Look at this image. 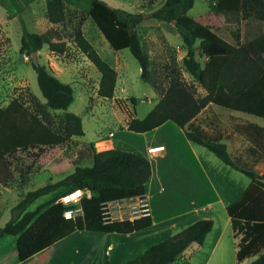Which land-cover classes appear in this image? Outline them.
<instances>
[{
    "label": "rangeland",
    "instance_id": "374dc122",
    "mask_svg": "<svg viewBox=\"0 0 264 264\" xmlns=\"http://www.w3.org/2000/svg\"><path fill=\"white\" fill-rule=\"evenodd\" d=\"M106 1L111 6L145 14L139 32L151 59L153 77L166 84L168 72L176 67L198 94L207 93L186 70L183 64L186 50L173 25L150 16L165 0ZM47 2L48 0L0 2V105L6 106L16 99L27 109L41 112L45 98L38 84L37 72L32 66L31 55L21 51V37L25 29L46 32L56 28L61 33L59 38L66 41L65 50L57 53L46 44L37 52L38 62L74 87L75 99L69 111L82 117L85 133L71 137L62 145L19 149L0 158V226L11 218L13 206L29 190L64 178L77 164H91L92 143L104 136H110L114 140L107 148L118 146L141 153H144L152 139L171 141L176 150L184 148L183 139H186L185 130L173 121L165 122L147 132L130 130L127 120L133 117L143 118L160 98L153 85L143 81L139 61L130 48L115 50L110 46L88 13L90 0H66L65 20L60 23L50 21ZM209 3L210 0H196L188 14L218 30L223 25V18L210 12ZM78 28L83 30L99 54L116 70L112 97L99 95L101 72L76 44L74 34ZM199 43H196L197 59L202 62L203 67L215 69L218 77L228 56L208 57L199 49ZM263 92L264 73L238 98L227 95V101L236 109L212 102L196 119L207 125L211 121L213 126L218 125L225 133H231L229 151L253 165L260 173V178H263L260 182L262 187L264 144H255L258 147L256 154H249V149L255 145L235 131V127L245 123L264 126V112L259 104ZM194 145L210 155V160L203 157L211 172L210 178L204 175L199 164L195 165L191 161L184 164V156L169 160L166 164L157 157L149 158L153 175L147 182V187L152 186L156 190L148 196L155 216L150 228L131 234L77 231L23 262L17 256V236L5 234L0 238V264H123L201 218H211L214 221L213 229L207 234L204 243L191 244L171 264H247L255 257L244 261L237 259L239 238L234 236L226 207L240 198L251 179L223 162L205 146ZM186 165L190 166L192 177H188L187 171L183 169ZM221 165L223 170L219 169ZM217 189L221 190L223 202H216L212 207L189 209L193 198L201 200L204 196H219ZM203 190L206 191L205 194L202 193ZM76 191L81 193L80 189ZM71 194L64 196L63 201L78 202L70 200ZM52 195L53 193H49L41 196L29 206V210L35 209ZM70 209L79 211V207Z\"/></svg>",
    "mask_w": 264,
    "mask_h": 264
},
{
    "label": "trees",
    "instance_id": "16d2710c",
    "mask_svg": "<svg viewBox=\"0 0 264 264\" xmlns=\"http://www.w3.org/2000/svg\"><path fill=\"white\" fill-rule=\"evenodd\" d=\"M195 1L165 0L150 16L176 26L182 47L186 50L183 64L207 90L204 95L198 94L176 67L168 72L166 84L153 77L151 59L139 32L145 19L143 12L114 7L106 0H90L88 13L113 49L130 48L141 65L143 81L151 83L160 94L158 102L146 116L128 119L127 127L136 132H147L173 121L185 130L189 140L205 146L251 179L241 197L228 204L226 210L234 236L239 238L237 259L244 261L255 257L247 264H264V187L260 183L263 178L240 155L231 154L225 141L231 133H225L218 125L213 126L211 121L208 125L196 121L212 102L236 109L227 101V95L238 98L264 73V0H210V12L223 18V25L218 30L188 14ZM66 9V0L47 2V13L52 23L64 21ZM60 35L56 28L46 32L25 29L21 51L32 57L34 51L38 52L47 44L50 50L61 53L65 50L66 41L59 38ZM74 40L101 72L99 95L112 97L115 68L99 54L81 28L76 30ZM197 42H200L199 49L208 57L228 56L218 77L215 69L203 67L197 59ZM32 66L37 72L45 102L41 112L27 109L16 99L6 106L0 105V158L19 149L62 145L71 137L85 133L82 117L69 111L75 99L72 84L62 81L46 65L34 63L33 59ZM259 104L264 112V92ZM235 131L254 145L264 144V126L260 124H238ZM107 137L110 136L102 138ZM255 146L249 149V154H256L258 147ZM91 154V164H77L64 178L29 190L13 206L11 218L0 226V238L5 234L17 236L16 249L20 261H27L77 231L131 234L154 224L152 215L107 220L104 210L109 201L146 193V184L152 176L149 158L141 152L118 146L97 150L95 142L92 143ZM79 189L84 194L78 202L63 201L64 196ZM49 193H53L49 199L29 210L35 200ZM75 207H80L81 212L67 217L65 211ZM213 226L211 218L198 219L123 264H171L191 244H203Z\"/></svg>",
    "mask_w": 264,
    "mask_h": 264
},
{
    "label": "crops",
    "instance_id": "0c3cea01",
    "mask_svg": "<svg viewBox=\"0 0 264 264\" xmlns=\"http://www.w3.org/2000/svg\"><path fill=\"white\" fill-rule=\"evenodd\" d=\"M173 25V27L175 28V31L177 32V34H179L176 26L173 24V23H170ZM164 124V123H163ZM113 134V133H112ZM111 134V135H112ZM186 134V133H185ZM232 140L231 137L230 138H226L225 141L227 142L228 144V147L230 148V145H229V141ZM114 143V140L113 138H111V140L109 142H106V143H102V142H99V141H96L95 142V147L96 148H99L101 150L103 149H106L108 147V145H111ZM156 144H165L166 145V152L165 153H162V154H158V155H154V154H151L147 151V148L144 150V155L147 156L148 158H151V157H157L158 159H160L162 161V163H167V161L169 160H176V158H179V157H183V160L182 162L185 164V162H188L191 161V163L193 164H199V166H201V168L203 169L204 171V175L208 178H210V174L211 172L207 169V166H206V163H205V160L203 157L207 158L208 160H210V155L208 153H206L205 151H203V149H199V147H196L194 144V142H192L191 140H189L186 136V139H183V145H184V148L182 150H176V147L175 145L171 142V141H166V140H158V139H152L148 142L147 144V147L150 146V145H156ZM199 145V144H198ZM223 165L219 166V169H222L223 170ZM153 169V168H152ZM183 169L185 171H187V176L188 177H192L193 176V173L190 172V166L189 165H186V166H183ZM216 170V169H215ZM152 175H153V172H152ZM81 190V189H80ZM156 190H154V188L151 186V187H147V184H146V194L147 196H149V193H152ZM221 190H218L217 189V192H218V195L217 197L215 198H210V197H207V196H204L201 200H197L196 198H193L191 201H190V207L189 209H201V208H204V207H212L213 204H215L216 202H223V197L220 193ZM205 190H203L202 193L205 194ZM87 195H91V192L90 191H86L85 192ZM84 194V191L81 190V193L79 194V196L77 198H75V200L79 201L81 196ZM203 194V195H204ZM241 197V196H240ZM150 201V200H149ZM150 205H151V202H150ZM81 212V208L79 207V211H77V213H80ZM151 215L153 217V221H155V216L153 215V211H152V208H151ZM204 243V242H203ZM19 259V258H18ZM248 259V258H247ZM246 260V259H245Z\"/></svg>",
    "mask_w": 264,
    "mask_h": 264
},
{
    "label": "built area",
    "instance_id": "2783aa9c",
    "mask_svg": "<svg viewBox=\"0 0 264 264\" xmlns=\"http://www.w3.org/2000/svg\"><path fill=\"white\" fill-rule=\"evenodd\" d=\"M111 137L101 138L99 142L106 143ZM167 150L165 144L150 145L147 151L151 154L158 155L165 153ZM107 220L135 219L142 215H151V205L146 193L129 198L109 201L104 206ZM76 210L67 209L65 215L67 217L76 215Z\"/></svg>",
    "mask_w": 264,
    "mask_h": 264
},
{
    "label": "water",
    "instance_id": "95a60500",
    "mask_svg": "<svg viewBox=\"0 0 264 264\" xmlns=\"http://www.w3.org/2000/svg\"><path fill=\"white\" fill-rule=\"evenodd\" d=\"M32 59H33V62H34V63H38V58H37V52H36V51H34V52L32 53Z\"/></svg>",
    "mask_w": 264,
    "mask_h": 264
},
{
    "label": "bare ground",
    "instance_id": "6f19581e",
    "mask_svg": "<svg viewBox=\"0 0 264 264\" xmlns=\"http://www.w3.org/2000/svg\"><path fill=\"white\" fill-rule=\"evenodd\" d=\"M78 196H79L78 192L75 191V192H73V193L69 196V198H70V200H72V199L75 200V198H77Z\"/></svg>",
    "mask_w": 264,
    "mask_h": 264
}]
</instances>
